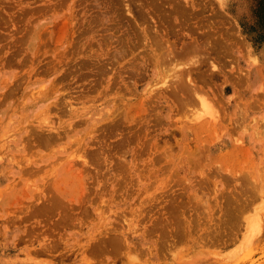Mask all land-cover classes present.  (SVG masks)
<instances>
[{
  "label": "rangeland",
  "instance_id": "374dc122",
  "mask_svg": "<svg viewBox=\"0 0 264 264\" xmlns=\"http://www.w3.org/2000/svg\"><path fill=\"white\" fill-rule=\"evenodd\" d=\"M259 5L0 0V264H264Z\"/></svg>",
  "mask_w": 264,
  "mask_h": 264
},
{
  "label": "trees",
  "instance_id": "16d2710c",
  "mask_svg": "<svg viewBox=\"0 0 264 264\" xmlns=\"http://www.w3.org/2000/svg\"><path fill=\"white\" fill-rule=\"evenodd\" d=\"M255 13L257 14V23L264 26V0H260V5L255 8Z\"/></svg>",
  "mask_w": 264,
  "mask_h": 264
},
{
  "label": "bare ground",
  "instance_id": "6f19581e",
  "mask_svg": "<svg viewBox=\"0 0 264 264\" xmlns=\"http://www.w3.org/2000/svg\"><path fill=\"white\" fill-rule=\"evenodd\" d=\"M197 116H198V114H197ZM214 116H211V118H213ZM211 120H213V119H211Z\"/></svg>",
  "mask_w": 264,
  "mask_h": 264
}]
</instances>
